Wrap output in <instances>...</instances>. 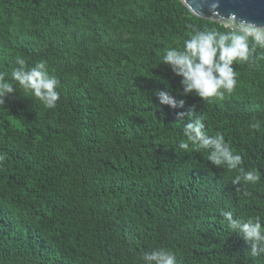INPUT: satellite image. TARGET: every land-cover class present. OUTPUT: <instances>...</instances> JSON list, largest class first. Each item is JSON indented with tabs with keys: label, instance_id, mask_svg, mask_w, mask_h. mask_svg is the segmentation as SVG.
Returning a JSON list of instances; mask_svg holds the SVG:
<instances>
[{
	"label": "trees",
	"instance_id": "obj_1",
	"mask_svg": "<svg viewBox=\"0 0 264 264\" xmlns=\"http://www.w3.org/2000/svg\"><path fill=\"white\" fill-rule=\"evenodd\" d=\"M227 28L182 0H0V72L19 56L60 80L53 109L18 85L0 105V264H140L155 248L177 264H264L221 216L264 221V127L250 128L264 125V59L234 64L235 89L210 103L162 63L189 33ZM190 113L237 169L179 148ZM239 167L260 180L233 185Z\"/></svg>",
	"mask_w": 264,
	"mask_h": 264
},
{
	"label": "clouds",
	"instance_id": "obj_2",
	"mask_svg": "<svg viewBox=\"0 0 264 264\" xmlns=\"http://www.w3.org/2000/svg\"><path fill=\"white\" fill-rule=\"evenodd\" d=\"M259 26L251 29L227 28L220 30H196L189 33V38L183 42V47H165L162 54V63L169 65L172 71L182 77L183 95L200 97L205 102L213 99L223 100L225 93H232L237 85V72L234 64H255L258 59H264V53L259 57L254 54L257 49L264 50V38L254 35L260 32ZM16 67L11 69L10 77L6 78L0 72V105L5 104V98L17 93V85L25 97H34L44 107L53 109L59 100L60 80L49 73L46 62H37L29 67L21 57L15 59ZM160 104L177 107V102L168 91L157 93ZM183 106V101L180 102ZM181 120L185 114L178 113ZM183 124L182 134L186 141L179 143V148L187 150L190 144L197 150H207L208 161L216 166H226L228 169H237L243 163L242 156L233 152L231 145L226 142L222 133L210 136L205 131L206 124L200 117L191 118ZM264 127L259 121L250 124V128L260 131ZM260 175L255 169L245 170L239 167L237 175L231 183L235 186L247 183H256ZM240 191V188L236 189ZM245 195H250L245 192ZM221 216L227 223L228 229L241 235L250 245V255L253 258L264 256V221L261 217L242 220L234 217L232 211H222ZM140 264H177L174 253L164 248H155L145 252L140 257Z\"/></svg>",
	"mask_w": 264,
	"mask_h": 264
},
{
	"label": "water",
	"instance_id": "obj_3",
	"mask_svg": "<svg viewBox=\"0 0 264 264\" xmlns=\"http://www.w3.org/2000/svg\"><path fill=\"white\" fill-rule=\"evenodd\" d=\"M196 15L236 29L259 26L264 38V0H182Z\"/></svg>",
	"mask_w": 264,
	"mask_h": 264
}]
</instances>
